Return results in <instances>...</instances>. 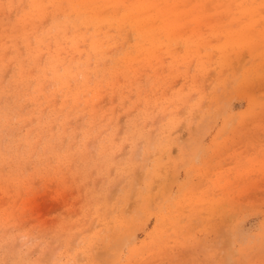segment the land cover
<instances>
[{
    "label": "rangeland",
    "instance_id": "obj_1",
    "mask_svg": "<svg viewBox=\"0 0 264 264\" xmlns=\"http://www.w3.org/2000/svg\"><path fill=\"white\" fill-rule=\"evenodd\" d=\"M0 264H264V0H0Z\"/></svg>",
    "mask_w": 264,
    "mask_h": 264
}]
</instances>
